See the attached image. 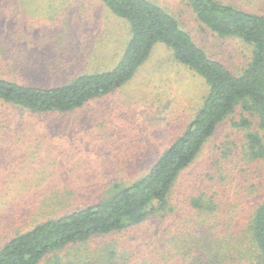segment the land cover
<instances>
[{"label": "rangeland", "instance_id": "1", "mask_svg": "<svg viewBox=\"0 0 264 264\" xmlns=\"http://www.w3.org/2000/svg\"><path fill=\"white\" fill-rule=\"evenodd\" d=\"M151 1L235 74L249 65L252 47L215 35L189 0ZM220 1L264 15V0ZM130 36L129 24L100 0H0V77L55 87L109 71ZM209 89L159 43L128 84L71 113L37 115L0 103V245L48 218L98 204L115 185L141 180L187 131ZM243 115L250 117L239 106L183 173L174 191L177 204L205 194L237 206L251 204L258 188L264 194V159L251 157L246 137L258 128L238 127ZM166 223L155 214L92 242L116 240L134 259L154 256L163 248Z\"/></svg>", "mask_w": 264, "mask_h": 264}, {"label": "trees", "instance_id": "2", "mask_svg": "<svg viewBox=\"0 0 264 264\" xmlns=\"http://www.w3.org/2000/svg\"><path fill=\"white\" fill-rule=\"evenodd\" d=\"M129 24L130 40L115 68L84 74L55 87H40L0 77V103L37 115L67 114L128 84L157 44L175 61L202 76L209 94L187 131L131 186L115 185L98 204L48 218L0 245V264H264V194L251 204H229L200 195L177 204L174 191L219 127L240 106L238 127L258 130L246 136L250 155L264 159V15L220 0H189L197 18L215 35L237 38L252 47L249 65L235 74L200 47L180 20L151 0H100ZM257 119L258 122L254 120ZM157 214L167 221L157 255L134 259L116 240Z\"/></svg>", "mask_w": 264, "mask_h": 264}]
</instances>
